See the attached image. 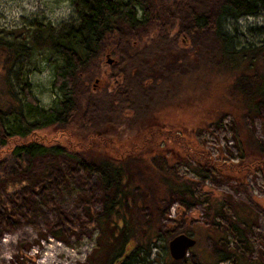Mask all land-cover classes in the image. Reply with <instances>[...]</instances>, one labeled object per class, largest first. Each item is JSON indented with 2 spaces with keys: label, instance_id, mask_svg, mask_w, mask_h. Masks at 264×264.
<instances>
[{
  "label": "trees",
  "instance_id": "1",
  "mask_svg": "<svg viewBox=\"0 0 264 264\" xmlns=\"http://www.w3.org/2000/svg\"><path fill=\"white\" fill-rule=\"evenodd\" d=\"M76 5L78 20L59 30L51 24H35L32 45L0 35V161L5 147L14 143L16 155H66L77 172L96 175L103 199L96 216L102 242L95 252H104L103 264H151L157 239L171 244L186 237L178 228L169 230L164 220L170 215L172 195L184 193L189 186L173 163L166 170L157 164L155 155L166 156L167 150L135 146L117 153L112 142L144 133L152 138L164 128L153 110L155 104L180 91L182 76L208 68L225 76L224 93L232 109L222 113H233L243 154L238 162L219 164L210 160V153L200 157L184 146L182 161L201 159L209 170H222L239 182L256 170L264 173V141L246 122L248 116L264 122V41L237 48L225 30L229 18L264 13V0H77ZM181 34L187 41L181 43L188 48L177 43L170 47L174 36ZM105 43L115 44L118 58L109 73L112 89L91 95L92 67ZM133 43L139 45L136 54L129 50ZM36 48L58 57L53 86L61 97L52 107H40L24 79L26 112L11 75L18 60L31 56ZM84 99L89 110L83 119L86 127L76 132L73 128ZM103 108L110 117L102 114ZM46 128L65 136L63 144L54 135L40 133ZM167 157L172 162L174 156ZM53 235L61 238L56 231ZM214 242L211 261L192 252L197 264H220L234 256L219 246V239ZM168 264H186V255L173 257Z\"/></svg>",
  "mask_w": 264,
  "mask_h": 264
},
{
  "label": "rangeland",
  "instance_id": "2",
  "mask_svg": "<svg viewBox=\"0 0 264 264\" xmlns=\"http://www.w3.org/2000/svg\"><path fill=\"white\" fill-rule=\"evenodd\" d=\"M76 1L0 0V35L32 45L38 22L59 30L77 21ZM225 30L237 48L259 45L264 41V13L229 18ZM182 41L186 37L175 35L169 46L184 45ZM137 46L133 43L129 48L131 54L138 52ZM182 48H188V44ZM114 51V43L103 45V54L92 67L91 95L100 94L101 89H112L109 73L118 61ZM109 57L112 63H108ZM57 60L58 57L43 48H36L31 56L18 60L11 79L26 112L28 106L21 90L24 79L29 81L30 91L40 107H52L61 97L53 86ZM180 80V91L177 94L173 91L171 96L164 97L165 102L153 107L164 128L153 133L152 138L144 133L123 142L114 140L113 150L120 153L137 146L168 151L166 156L155 155L157 164L166 170L173 163L189 189L172 195L170 215L164 223L169 230L171 226L178 228L187 238L195 240L185 254L186 264H197L192 252L211 261V248L218 239L221 248L234 253L220 264H264L263 171L248 173L239 182L222 170H209L201 159L190 157L188 164L181 159L185 146L191 152H199L200 157L210 153V160L219 164L240 160L243 153L234 115L222 113L230 107L224 93L225 76L204 68ZM82 105L73 128L76 132L86 127L83 120L89 111L86 99ZM104 108L102 114L110 117ZM261 113L264 115V108ZM246 122L258 140L264 141L263 120L248 116ZM40 133L54 135L61 143L65 140L54 128ZM14 146L10 143L5 147L0 161V264H46L48 256H53L59 264H103L104 252H95L102 242L101 226L96 219L103 199L98 177L77 172L76 164L66 155H16ZM168 155L174 156L172 162ZM195 168L203 171V175ZM30 186L34 187L32 191ZM55 231L61 238L53 235ZM150 259L151 264L171 262V244L163 238L157 239Z\"/></svg>",
  "mask_w": 264,
  "mask_h": 264
},
{
  "label": "water",
  "instance_id": "3",
  "mask_svg": "<svg viewBox=\"0 0 264 264\" xmlns=\"http://www.w3.org/2000/svg\"><path fill=\"white\" fill-rule=\"evenodd\" d=\"M113 59L109 57L108 63H112ZM195 243V240L187 237H180L171 243V252L176 259L186 254L187 250L191 248Z\"/></svg>",
  "mask_w": 264,
  "mask_h": 264
},
{
  "label": "bare ground",
  "instance_id": "4",
  "mask_svg": "<svg viewBox=\"0 0 264 264\" xmlns=\"http://www.w3.org/2000/svg\"><path fill=\"white\" fill-rule=\"evenodd\" d=\"M53 256H48V258L44 261L46 264H59L56 260L52 259Z\"/></svg>",
  "mask_w": 264,
  "mask_h": 264
}]
</instances>
